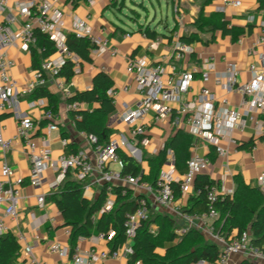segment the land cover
I'll return each instance as SVG.
<instances>
[{
    "label": "built area",
    "instance_id": "obj_1",
    "mask_svg": "<svg viewBox=\"0 0 264 264\" xmlns=\"http://www.w3.org/2000/svg\"><path fill=\"white\" fill-rule=\"evenodd\" d=\"M10 0H0V111L15 109L19 95H29L39 86L54 84L66 97L71 95L65 79L59 76L61 68L68 62L73 64L74 75L82 72L83 58L69 49L67 45V33L65 32V15L56 8L58 0H18L12 7ZM94 5L96 0H87ZM226 6L239 7L240 0H223ZM172 10L180 24L183 23L181 0H173ZM264 26V22H263ZM47 34L55 43L56 52L43 59L41 66L33 70L32 78L21 83L12 73L16 65L14 58L10 56L13 47L32 53L38 37L36 31ZM76 37H88L95 45L91 50L92 56H101L107 51L112 55L118 53V47L111 43L108 38H99L94 34V29L89 21L78 15L73 17L72 29ZM264 40V34L262 36ZM174 57L178 60L185 59L194 52L189 43L181 40L175 33ZM254 52V48L250 50ZM260 64L252 62L249 65L250 79L241 81L237 63L230 62L223 74L217 75L215 82L223 87L228 93H239L242 100L239 105H233L228 97H217L207 86H202L193 93V97L187 96L193 92V83L196 73L200 72L201 80L206 82L210 79V72L215 67V56L209 55L202 58L201 66L184 68L177 71L173 65L171 73L161 64H146V57H131L128 59V71L137 72V93L139 99L134 104L124 103L119 114V121L128 124L129 133L121 134L107 144L100 143L95 135H88L82 131L89 143L93 146L94 158H90L84 151L66 153L57 156L53 154L50 146L49 134L59 130L60 112L54 111L45 101L39 98L30 102L31 107L40 105L44 107V119L47 121L46 135L41 136V144L34 138L39 123L30 114L20 115L17 125V137L26 144V152L31 160V174L29 184L36 189L59 188L61 183L70 172L74 178L85 181V189L91 188L90 181H97L106 188L107 199L102 211H110L115 201L114 185L116 180L123 179L129 184L140 185L150 193L157 205L161 207H173L176 196L173 182L176 181V157L174 151L168 149L167 162L161 171L155 184L141 182L139 178L131 175L122 177L120 172L111 168V164H118L120 168L123 161L118 149L123 148L138 161H142L143 151L141 146H148L151 139L148 136L147 115L153 114L154 121L170 119L176 127L188 126L189 132L196 138L201 139L216 147L219 155L227 154L223 142H236L233 137L235 129L244 130L254 113H264V51L259 53ZM124 91L129 86L123 87ZM110 97L116 95L114 88L108 91ZM179 103L174 107L172 103ZM66 110L72 114V123L76 126L78 120L83 118L80 102H67ZM257 135L264 136V120L257 122ZM63 146H67L65 138L61 140ZM14 138H6L0 128V158H3L2 175L0 181V235L9 232L6 218L17 215L21 199V190L25 184V178L17 175L11 165L5 160V154L13 146ZM208 156L193 152L187 161V171L182 175L179 182L181 195H187L195 185V180L210 165ZM51 170L56 174L54 181H49L46 172ZM258 187L264 192V171L257 178ZM206 195L209 207L203 213H191L179 211L186 221V225L176 229L179 236L187 233L192 227L200 223V226L210 233L219 243V256L215 262L200 260L197 264H230L233 256L245 255L249 258L264 261V246H257L251 241V233L247 230L239 232L237 236L228 238L225 234L217 232L210 219L218 216L217 203L224 196L223 190L216 184L206 185ZM198 190L196 192H200ZM46 193L38 196L42 204ZM151 202L148 196L137 197V207L133 213L127 214L125 222L126 241L116 249L97 251L94 248L81 249L76 245L74 251L71 247L60 242H52L49 245L51 253L58 254L61 258L70 259L69 264H91L98 259L119 258L122 254L134 253L133 240L141 222L150 219ZM110 236L100 233L97 239H110ZM81 238V237H80ZM24 236L18 240L23 241ZM84 239V238H81ZM30 264H43L33 252V247L27 245L23 250ZM133 264H143L141 260Z\"/></svg>",
    "mask_w": 264,
    "mask_h": 264
},
{
    "label": "crops",
    "instance_id": "obj_2",
    "mask_svg": "<svg viewBox=\"0 0 264 264\" xmlns=\"http://www.w3.org/2000/svg\"><path fill=\"white\" fill-rule=\"evenodd\" d=\"M18 0H10V6H14ZM173 4V0H167ZM241 5L237 8L226 6L223 0H181L183 23L180 24L172 10L173 23L169 22L168 17L162 18L158 24L141 23L138 18H134L137 24L125 25L122 27L105 16L107 10L114 11L118 8L119 0H96L94 5H90L87 0H58L56 8L61 10L65 15V32L71 33L73 17L78 15L86 18L94 29V34L99 38H108L111 43L118 47V53L112 55L106 52L101 56H92L91 62L83 59L82 72L74 75L69 83H66L71 95L77 91H85L93 86V79L101 71L106 72L114 81L112 88L115 89L116 95L112 97L115 103V112L106 119V127L109 129V141L117 139L121 134L129 133V126L119 121V114L123 109L124 103L134 104L139 99L137 93V81L135 71H128V59L131 57H146L148 66L161 64L166 68L167 73H171L172 66H177V71L184 68L200 67L202 58L214 55L215 67L210 72V79L206 82L201 80L200 72L196 73V80L193 83V92L187 98L191 99L193 93L202 86H207L217 97H228L233 105H239L242 96L239 93H228L223 87L215 82L217 75L223 74L230 62H235L239 68V77L241 81L250 79L249 65L252 62L260 64L259 53L264 51V8H259L258 0H240ZM123 5V3H122ZM121 9V7H120ZM200 12L207 19H211V24L220 25L221 22L227 21L228 28H236L241 33L234 38L230 34H223L222 30L215 31L206 29L198 30L196 21L199 19ZM133 19V18H132ZM156 32V37L151 38L146 34V29ZM197 32L200 39L193 42H187L183 38L191 36ZM175 33H178L181 40L189 43L194 48V52L190 55L189 61L187 57L178 60L174 57ZM16 48V47H15ZM254 48V52H250ZM13 58L16 55L20 58L12 70V73L21 83H25L32 78L33 68L31 53L16 48L15 53L12 48L9 51ZM30 58L29 63L24 62L25 56ZM15 58V57H14ZM23 66V68L21 67ZM129 86L128 91H124L123 87ZM50 90L55 93L59 99L60 120L59 130L49 134L50 146L53 154L59 155L63 152L72 153L84 151L90 158L95 157L93 146L89 143L86 135L72 123V114L66 110L67 97L54 84L49 85ZM29 95H19L15 109H7L0 111V128L6 138H14L13 146L5 154V160L12 166L17 175L25 178V184L21 190V199L17 210V215L13 218L7 217L6 222L9 225V233L13 234L19 243V254L14 264H30L28 258L24 255L23 250L27 245L33 247V252L43 264H69L70 259L61 258L58 254L49 251V245L52 242H60L70 245L71 228L64 224V217L60 212L57 204L50 199V195L58 190V188H50L46 185L44 189H36L29 184L31 174V160L26 152L25 142L17 137V125L20 115L30 114L39 123L34 138L41 144V136L46 135V123L44 119V107L36 105L30 106L32 99ZM70 95V96H71ZM49 105L47 98H44ZM174 107H178L179 103H172ZM82 110H94L99 107L97 102H80ZM50 106V105H49ZM264 120V113H254L253 119H250L244 130L235 129L233 137L236 142H223V146L227 150V154L219 155L216 147L209 143L196 139L188 129V126L176 127L171 124L170 119L164 121H154L153 114L147 115L146 123H148V136L151 141L148 146H141L143 151L142 167L143 171L149 172L150 168L147 161H144V154L154 155L164 149L167 140L171 139L178 130L182 129L193 136L194 145L191 148L193 152H198L210 158L211 163L207 169L201 174H206L231 198L237 196L239 199L251 197L257 185V178L264 171V136L257 135V122ZM62 138L67 139V146H63ZM102 143V142H100ZM107 144V143H103ZM126 150V149H124ZM128 152V150H126ZM129 153V152H128ZM130 154V153H129ZM131 155V154H130ZM132 156V155H131ZM191 157V156H190ZM3 158H0V181L4 179L2 175ZM111 168L117 172L121 171L118 164H111ZM185 173V172H184ZM178 168L175 176L178 182L182 175ZM46 175L49 181L56 179V174L52 171ZM72 178L73 175H71ZM239 179L246 187H240L237 182ZM91 188L84 190V196L88 199H94L100 193L103 184L97 181H90ZM146 182V181H145ZM150 183V182H147ZM115 185H123L134 190L136 199L139 195H146L151 202V208L154 222L151 230L157 233L159 230L157 215H170L175 222L174 232L186 225V221L179 214V211H186L190 198L196 195L195 185L187 195H181L176 199L173 207L166 208L157 205L153 196L146 192L140 185L129 184L123 179L116 180ZM45 192V201L40 204L38 196ZM115 201V195L113 196ZM248 209L242 208L238 212H234L236 222L240 224L248 223L255 216V207L247 204ZM212 218V222L217 232L222 231L223 222L218 218ZM201 232L207 241L217 243L220 251V243L206 230L200 223L192 227ZM229 239L238 235V227H227L223 231ZM222 233V232H221ZM186 234V233H185ZM184 234V235H185ZM24 236L23 241H19V236ZM98 234L90 237L79 238L77 244L81 249L94 248L97 251L112 249L110 241L107 239L98 240ZM176 238L166 240L163 246L156 251L160 255H165L168 248L176 245L182 237L176 233ZM183 236V235H182ZM131 255L122 254L119 258L98 259L91 264H131ZM142 261V260H141ZM198 263V262H197ZM193 263V264H197ZM230 264H264V261L249 258L245 255H235Z\"/></svg>",
    "mask_w": 264,
    "mask_h": 264
},
{
    "label": "trees",
    "instance_id": "obj_3",
    "mask_svg": "<svg viewBox=\"0 0 264 264\" xmlns=\"http://www.w3.org/2000/svg\"><path fill=\"white\" fill-rule=\"evenodd\" d=\"M259 1V8H264V0ZM211 19H207L200 12L199 19L196 21L198 30H222L223 34H230L236 38L241 32L236 28H228V22L225 20L220 25L211 24ZM146 34L154 38L156 32L146 29ZM38 41L33 47L31 53L32 68L36 69L41 66L44 58L53 55L56 52L54 41L39 30L36 31ZM200 39L197 32L183 39L187 42H193ZM67 45L70 50L76 52L85 61L93 60L91 50L94 44L88 37L78 38L73 33L67 34ZM59 76L69 83L74 77L73 64L68 61L60 70ZM114 85V81L104 71L99 72L93 79L91 89L85 91H77L74 95L67 97L69 102H97L99 107L90 111L82 110L83 118L78 120L76 127L87 133L95 135L99 142L108 143L109 129L106 127V119L115 112L114 99L110 97L108 91ZM32 99L47 98L50 107L54 111L59 109V99L53 93L49 86H39L30 95ZM193 136L184 130L178 132L167 140L164 149L154 155L144 154V161L148 162L149 172L143 171L142 162L135 159L123 148L118 149L123 166L120 175L125 177L131 175L139 178L141 182H150L155 184L161 171L164 169L168 149H172L176 157V168L181 173L187 171V161L191 156V148L194 145ZM68 172L66 178L59 186L58 190L50 195L58 206L64 217V224L70 226V245L74 251L80 237H90L94 234H105L110 236V232L114 231L113 237L110 239L112 249L126 241L127 214L133 213L137 207V199L134 190L123 185H114L115 204L110 211H102L107 199L105 186L102 187L98 196L94 199H88L84 196L85 181L71 177ZM240 187L246 188L242 182L237 179ZM214 184V181L206 174H199L195 180L196 195L190 198L186 211L191 213H203L208 210L209 201L206 195V185ZM173 188L176 199L181 196L179 182H173ZM140 196V195H139ZM255 207V216L245 224L236 222L234 212H238L242 208L248 209L247 204ZM216 211L218 218L223 222L222 233L227 227H238L239 231H249L251 233V241L257 246H264V192L260 188H256V192L251 197L239 199L237 196L231 198L224 195L217 203ZM151 208L150 219L141 222L136 231L133 240L134 253L130 256V262L133 264L137 260H142L143 264H193L200 260L215 262L219 256V246L217 243L209 242L205 236L195 228H191L182 239L171 248H168L165 255H160L156 249L164 245L166 240L176 238L174 232L175 222L170 215H157L159 230L154 233L151 225L154 217ZM19 243L16 237L11 233L0 235V264H14L19 254Z\"/></svg>",
    "mask_w": 264,
    "mask_h": 264
},
{
    "label": "rangeland",
    "instance_id": "obj_4",
    "mask_svg": "<svg viewBox=\"0 0 264 264\" xmlns=\"http://www.w3.org/2000/svg\"><path fill=\"white\" fill-rule=\"evenodd\" d=\"M105 16L122 27H126L125 25L134 26V23L137 24L134 18H138L141 23L158 24L162 18L168 17L169 22L173 23L172 5L167 0H119L118 8L114 11L107 10ZM12 50L15 53L16 48L13 47ZM16 54L15 58H13L15 62L20 63V58ZM189 59L190 54L186 61H189ZM29 61L30 58L26 55L24 62L29 63ZM21 67L23 68V66ZM55 156L57 155L55 154ZM50 172L51 170H48V173Z\"/></svg>",
    "mask_w": 264,
    "mask_h": 264
}]
</instances>
